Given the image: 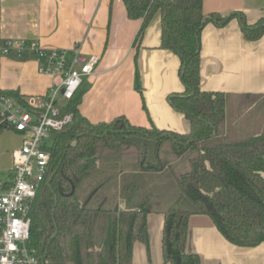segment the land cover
I'll return each mask as SVG.
<instances>
[{"label":"trees","instance_id":"1","mask_svg":"<svg viewBox=\"0 0 264 264\" xmlns=\"http://www.w3.org/2000/svg\"><path fill=\"white\" fill-rule=\"evenodd\" d=\"M132 19L143 18L140 42L161 15V49L180 62L183 93L172 107L190 123L188 134L131 124L125 117L92 124L81 115V97L64 114L72 121L48 148L50 170L31 206V238L40 264H132L136 243L149 246L148 216H164V264H201L187 252L189 220L208 216L230 243H264V96L201 89L200 35L208 22L241 19L251 41L264 35V18H206L204 0H123ZM139 77V76H138ZM139 80V78H138ZM22 105L19 92L6 93ZM176 184L179 195L163 205L160 190Z\"/></svg>","mask_w":264,"mask_h":264},{"label":"crops","instance_id":"2","mask_svg":"<svg viewBox=\"0 0 264 264\" xmlns=\"http://www.w3.org/2000/svg\"><path fill=\"white\" fill-rule=\"evenodd\" d=\"M203 11L206 17L242 13L254 25L264 18V0H204ZM142 23L143 18L129 17L123 0H0V39L36 40L68 50L80 44L86 57H99L77 95L81 115L92 124L125 117L135 126L154 124L161 131L188 134V119L170 104L171 95L185 91L181 62L160 48L161 15L136 42ZM200 55L203 91L264 96V35L249 40L239 17L224 26L208 22L200 35ZM40 65L33 57L1 56L0 90L19 92L27 101L45 98L61 80L41 74ZM163 229L164 216L151 213L149 246L136 243L132 264H164ZM186 249L201 264H264V243L236 246L205 215L190 218Z\"/></svg>","mask_w":264,"mask_h":264},{"label":"built area","instance_id":"3","mask_svg":"<svg viewBox=\"0 0 264 264\" xmlns=\"http://www.w3.org/2000/svg\"><path fill=\"white\" fill-rule=\"evenodd\" d=\"M12 54L37 59L41 74L61 79L45 98L30 99L26 105L0 90V137L7 131L22 137V145L12 154L10 178L0 181V264H40L29 246L31 206L50 170L53 136L73 119L63 108L77 97L100 59L86 57L80 44L68 50L46 48L36 40L0 39V57Z\"/></svg>","mask_w":264,"mask_h":264},{"label":"rangeland","instance_id":"4","mask_svg":"<svg viewBox=\"0 0 264 264\" xmlns=\"http://www.w3.org/2000/svg\"><path fill=\"white\" fill-rule=\"evenodd\" d=\"M60 79V78H59ZM61 80V79H60ZM22 140L18 134L6 132L0 138V181L6 182L10 178L13 167V152L20 148ZM162 193L163 205H171L176 201L179 195L176 184H170L160 190Z\"/></svg>","mask_w":264,"mask_h":264},{"label":"water","instance_id":"5","mask_svg":"<svg viewBox=\"0 0 264 264\" xmlns=\"http://www.w3.org/2000/svg\"><path fill=\"white\" fill-rule=\"evenodd\" d=\"M208 20H210V18H209V17H206V18L204 19L203 23L205 24L206 21H208Z\"/></svg>","mask_w":264,"mask_h":264}]
</instances>
